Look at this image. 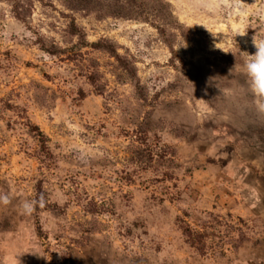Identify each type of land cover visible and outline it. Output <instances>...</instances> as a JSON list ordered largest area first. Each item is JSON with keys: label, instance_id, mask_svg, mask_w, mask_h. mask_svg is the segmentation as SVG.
I'll return each mask as SVG.
<instances>
[{"label": "rangeland", "instance_id": "rangeland-1", "mask_svg": "<svg viewBox=\"0 0 264 264\" xmlns=\"http://www.w3.org/2000/svg\"><path fill=\"white\" fill-rule=\"evenodd\" d=\"M115 1L0 0V264H264V0Z\"/></svg>", "mask_w": 264, "mask_h": 264}, {"label": "clouds", "instance_id": "clouds-1", "mask_svg": "<svg viewBox=\"0 0 264 264\" xmlns=\"http://www.w3.org/2000/svg\"><path fill=\"white\" fill-rule=\"evenodd\" d=\"M253 44L256 52L254 54L244 52L247 60L243 64V70L247 77L249 88L255 98L256 107L259 112L264 113V40L257 42L254 37ZM236 69L237 65L230 69V73ZM11 203V197L7 193L0 191V205L8 206ZM17 206L22 215L30 216L37 208L42 209L46 206V199L41 194L35 200L23 199Z\"/></svg>", "mask_w": 264, "mask_h": 264}, {"label": "trees", "instance_id": "trees-1", "mask_svg": "<svg viewBox=\"0 0 264 264\" xmlns=\"http://www.w3.org/2000/svg\"><path fill=\"white\" fill-rule=\"evenodd\" d=\"M96 0H69L70 5L69 7L72 10H76V9H87L90 8L95 2ZM133 5H135L134 7H136L134 10L135 12H137L136 14H139L138 11L143 12V8H142V3H137L135 0H116L114 3V7H116L115 10L110 11V8H112L113 6H107V10L108 14H110L113 17H119V18H124L127 17L126 13H131L130 11L134 8ZM128 7V11L126 12V8ZM130 7V8H129ZM138 10V11H137ZM20 15H16V17L19 19ZM131 16V15H130ZM73 32L78 33V31L76 30V28H74V26L71 28ZM161 32L163 33V30L161 29ZM83 43V41H82ZM93 49H103V50H107L111 55H113L117 60H119L120 62L122 61L121 58H119L115 51L113 46L109 45V44H104L103 42H96L90 45ZM121 64L125 65V63L121 62ZM128 67V66H127ZM129 74L132 76L133 80L135 82L136 81V75L135 72L128 68ZM33 130H37L36 128H32Z\"/></svg>", "mask_w": 264, "mask_h": 264}]
</instances>
